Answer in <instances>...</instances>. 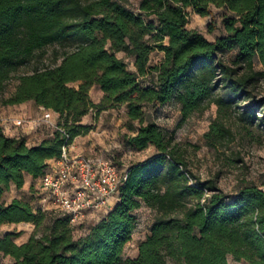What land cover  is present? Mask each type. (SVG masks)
<instances>
[{"label": "trees", "instance_id": "1", "mask_svg": "<svg viewBox=\"0 0 264 264\" xmlns=\"http://www.w3.org/2000/svg\"><path fill=\"white\" fill-rule=\"evenodd\" d=\"M212 6L225 9L227 31L214 41L188 27L189 8L206 16ZM140 9L136 13L118 0H0V103L32 100L57 116L53 134L34 144L0 125V225L45 226L40 236L33 233L20 244L12 234L0 238V253L13 258L10 264H230L229 255L264 264V188L251 182L226 193L217 178L204 179L190 167L173 133L145 122L148 104L175 100L183 121L206 107L219 87L238 99L264 81V0H141ZM54 43L74 46L56 65L19 72ZM155 49L164 57L151 65ZM232 49H238L232 65L218 58ZM119 51L134 57L135 70ZM13 78L19 84L3 96ZM94 85L104 92L99 103L90 97ZM215 101L220 109L233 102ZM124 104L129 120L140 123L124 135L126 143L137 149L154 145L156 153L125 170L117 202L85 235L74 234L83 221L72 224L69 214L44 207L40 198L34 205L3 199L12 186H24L26 174L40 180L47 173L63 146L89 130L81 121L90 110ZM232 134L215 121L205 136L217 143ZM144 204L157 211L151 233L139 243L137 257H126L136 210Z\"/></svg>", "mask_w": 264, "mask_h": 264}, {"label": "rangeland", "instance_id": "2", "mask_svg": "<svg viewBox=\"0 0 264 264\" xmlns=\"http://www.w3.org/2000/svg\"><path fill=\"white\" fill-rule=\"evenodd\" d=\"M131 8L136 13H142L140 9L141 0H118ZM188 27L202 32L209 40L214 41L217 37L227 33L223 24L225 9L212 6V15L202 16L188 9ZM147 21H154V16L147 17ZM73 43H54L48 45L41 53L22 67L19 72L32 71L34 66L56 65L61 62L63 52L72 49ZM238 49L227 50L219 54L218 58L233 64ZM122 57L130 70H135L134 57L124 51L116 52ZM164 53L158 49L150 55L151 65L161 62ZM257 69L262 68L258 58L255 60ZM19 79H11L5 89L3 96H9L15 91ZM74 85H77L75 83ZM104 92L99 86L94 85L90 90V97L95 103H99ZM233 92L226 87H219L211 96L210 103L201 110L193 112L182 121L180 105L172 100L166 104L151 103L146 106V121H156L161 127L173 133L179 148L184 151L190 167L202 178H217L220 186L226 193L235 194L238 188L246 183H256L264 188V81L260 80L249 96L233 98ZM223 98L229 103L220 109L216 98ZM207 103V102H206ZM254 111L255 115L250 114ZM46 110L35 103L27 101L17 105H3L0 103V117L8 124L13 123L20 133L28 134L29 144H34L43 138L50 137L54 127L45 119ZM17 117L26 118L23 126L15 124ZM53 120L55 119L53 115ZM215 121L222 122L233 132L232 136L217 143H213L205 134L210 131L211 124ZM81 123L90 126L89 130L74 139L77 151L88 155H105L115 160L122 170L129 169L134 163L142 161L154 153L156 148L149 145L144 149H137L126 143L124 135L133 134L140 126L138 121H130L127 115V105L116 107L93 108L82 118ZM39 180L32 177L26 179L22 188L12 186L3 194V199L10 202L18 197L36 204L41 197ZM106 212H92L83 220V224L75 229L76 237L85 235L91 227L97 223ZM138 218L137 226L133 232L132 239L126 244L124 255L126 257H137L138 245L151 233L152 223L157 211L147 205L136 210ZM45 230L42 225L36 229L32 222H11L0 225V238L12 234L17 243L27 241L33 233L40 236ZM230 264H246L236 261L229 255ZM13 258L0 253V264H10ZM169 264H179L169 259Z\"/></svg>", "mask_w": 264, "mask_h": 264}, {"label": "built area", "instance_id": "3", "mask_svg": "<svg viewBox=\"0 0 264 264\" xmlns=\"http://www.w3.org/2000/svg\"><path fill=\"white\" fill-rule=\"evenodd\" d=\"M45 119L57 127L55 114L45 109ZM25 125L24 117L14 119ZM125 170L105 155H88L77 151L74 142L65 144L59 158L50 162L47 173L39 180L40 202L44 207L70 215L72 224L82 222L92 212H107L112 207Z\"/></svg>", "mask_w": 264, "mask_h": 264}, {"label": "crops", "instance_id": "4", "mask_svg": "<svg viewBox=\"0 0 264 264\" xmlns=\"http://www.w3.org/2000/svg\"><path fill=\"white\" fill-rule=\"evenodd\" d=\"M55 119L57 118L56 114H54ZM3 117H0V125L5 129V131L7 132V134L11 135V136H19L23 133H20L21 131L23 132V130H19V128L13 124V123H7L6 121H2ZM26 135V134H25ZM28 137V134L27 136ZM30 177H32L30 174H26V179H30ZM112 205L115 204V202H117V198L113 197L111 199Z\"/></svg>", "mask_w": 264, "mask_h": 264}]
</instances>
